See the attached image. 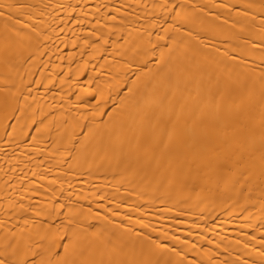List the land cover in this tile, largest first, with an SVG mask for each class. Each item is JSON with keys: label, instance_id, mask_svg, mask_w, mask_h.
I'll return each mask as SVG.
<instances>
[{"label": "bare ground", "instance_id": "6f19581e", "mask_svg": "<svg viewBox=\"0 0 264 264\" xmlns=\"http://www.w3.org/2000/svg\"><path fill=\"white\" fill-rule=\"evenodd\" d=\"M0 264H264V0H0Z\"/></svg>", "mask_w": 264, "mask_h": 264}]
</instances>
